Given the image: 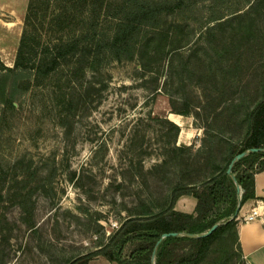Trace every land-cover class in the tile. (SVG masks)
Instances as JSON below:
<instances>
[{
    "label": "rangeland",
    "instance_id": "obj_1",
    "mask_svg": "<svg viewBox=\"0 0 264 264\" xmlns=\"http://www.w3.org/2000/svg\"><path fill=\"white\" fill-rule=\"evenodd\" d=\"M26 1L8 0L16 15L0 13V62L8 67L14 65ZM237 8L245 12L249 5L246 0H204L169 13L170 41L190 43L155 62L157 93L152 75L140 76L138 60L104 59L75 81L69 76L71 56L56 74L33 78L15 108L0 103V257L5 264H63L95 249L97 237L119 226L127 215L124 206H131L136 193L159 197L167 189L165 168L154 177L148 174L164 154L171 157L173 146L200 147L211 125L238 139L242 100L250 104L262 90L264 39L244 38V27L234 16ZM218 16L225 17L212 20ZM252 16L262 35L263 16L255 11ZM56 33L44 36L43 43ZM171 57L188 61L191 73L182 75V84L176 73L165 82ZM223 92L231 98H226L224 113L215 116ZM185 103L192 113L183 118L188 135L181 139L182 127L176 134L169 115L187 108ZM28 191L34 202L32 228L22 221L19 207ZM195 204L183 198L177 208L193 212ZM94 262L110 264L103 257ZM230 264L250 263L243 255Z\"/></svg>",
    "mask_w": 264,
    "mask_h": 264
},
{
    "label": "trees",
    "instance_id": "obj_2",
    "mask_svg": "<svg viewBox=\"0 0 264 264\" xmlns=\"http://www.w3.org/2000/svg\"><path fill=\"white\" fill-rule=\"evenodd\" d=\"M199 1L204 0H28L14 65L8 67L0 62V103L15 108L14 102L20 101L29 90L33 78L45 79L56 74L62 62H69L71 56L75 61L69 76L75 81L86 76L87 71H94L96 64L104 59L138 60L140 76L152 75V90L157 93L159 71L154 70L155 62L166 61L170 53L175 56L190 43L170 41L171 25L167 17ZM246 5H249L247 11L239 12L243 8L234 11L244 27V38L250 41L262 36L264 39V33L260 35V23L252 16L255 11L264 18V0H246ZM177 29L182 31V25ZM51 32H57L55 38L43 43V37ZM173 58L169 60L165 82H170L176 73L182 84V75L191 73L188 61L175 62ZM259 84L262 90L256 101L247 104L243 98L239 104L241 113L236 117V125L241 134L237 140L225 137L211 125L205 129L200 147L195 149L194 143L173 146L171 157L164 154L162 162L148 174L154 177L157 170L165 168L169 175L168 187L162 195L136 193L131 206H124L127 215L118 227L107 236L103 233L97 237L95 249L77 253L63 264H102L94 262L97 257H103L110 264H230L242 257L239 222L234 215L239 203L243 206L257 198L255 175L264 171V153L250 152L234 163L232 171L241 188L240 200L236 182L227 170L238 153L254 147L264 148V80ZM222 96L215 116L224 113L228 95L223 92ZM185 104L187 108L173 112L189 116L192 112ZM170 124L178 134L179 126ZM122 187L121 182L116 185V189ZM183 198L195 199L193 212L177 208ZM19 207L22 221L34 227L31 191L22 194ZM218 222L221 225L208 236L188 235L203 234ZM169 232L180 235L163 238L153 259L156 243ZM128 247L130 252L125 254ZM0 264H5L2 256Z\"/></svg>",
    "mask_w": 264,
    "mask_h": 264
},
{
    "label": "crops",
    "instance_id": "obj_3",
    "mask_svg": "<svg viewBox=\"0 0 264 264\" xmlns=\"http://www.w3.org/2000/svg\"><path fill=\"white\" fill-rule=\"evenodd\" d=\"M14 8L15 6H11L8 0H0V13L8 14L9 17L16 15ZM255 193L257 198L250 199L241 206L238 215L246 214L253 208H257L261 218L247 223H238V236L247 261L250 264H264V262L259 263V260L264 258V199H262L264 197V171L255 175Z\"/></svg>",
    "mask_w": 264,
    "mask_h": 264
},
{
    "label": "water",
    "instance_id": "obj_4",
    "mask_svg": "<svg viewBox=\"0 0 264 264\" xmlns=\"http://www.w3.org/2000/svg\"><path fill=\"white\" fill-rule=\"evenodd\" d=\"M250 152H257V153H264V148H251L249 150H245L243 152H240L238 153L232 160L231 164L229 165V168L227 170L228 174L231 175V177L235 180L236 182V185H237V189H238V196H239V200L241 199V188H240V185L237 183L236 181V178H235V175L232 171V167L234 165L235 162H237L238 160H240L241 158H243L244 156L248 155ZM241 209V204L239 203L238 206H237V210L235 212V215L234 216H237L238 213H239V210ZM221 225V223H215L207 232L203 233V234H188L189 236L191 237H196V238H199V237H205V236H208L210 235L211 233H213V231H215V229H217V227H219ZM180 233L179 232H169V233H164L161 238L158 240V242L156 243L155 245V248H154V251H153V256L152 258L154 259L155 258V253H156V249L158 247V245L160 244V242L162 241L163 238H166V237H171V236H179Z\"/></svg>",
    "mask_w": 264,
    "mask_h": 264
},
{
    "label": "built area",
    "instance_id": "obj_5",
    "mask_svg": "<svg viewBox=\"0 0 264 264\" xmlns=\"http://www.w3.org/2000/svg\"><path fill=\"white\" fill-rule=\"evenodd\" d=\"M261 215L259 214L257 208H253L250 212L243 214V215H237V220L242 222H251L253 220H256L258 218H260ZM116 227V225H114ZM110 233V231H108V234Z\"/></svg>",
    "mask_w": 264,
    "mask_h": 264
},
{
    "label": "bare ground",
    "instance_id": "obj_6",
    "mask_svg": "<svg viewBox=\"0 0 264 264\" xmlns=\"http://www.w3.org/2000/svg\"><path fill=\"white\" fill-rule=\"evenodd\" d=\"M169 117H170V119H171L174 123H176L177 125H179L180 127H182V129H181V135H180L181 139L186 138V136H187L188 134L186 133V130L184 129V123H183V118H184V116L172 112V113H170Z\"/></svg>",
    "mask_w": 264,
    "mask_h": 264
}]
</instances>
